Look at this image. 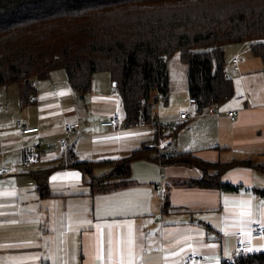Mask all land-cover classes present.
<instances>
[{"label":"crops","instance_id":"0c3cea01","mask_svg":"<svg viewBox=\"0 0 264 264\" xmlns=\"http://www.w3.org/2000/svg\"><path fill=\"white\" fill-rule=\"evenodd\" d=\"M224 56L234 96L213 106V114L192 105L191 119L172 135L169 148L210 164L252 166L225 172L210 167L209 176L237 187L221 190L200 185L202 168L165 165L163 200L154 194L162 176L154 151L131 162L126 182L94 181L112 171L109 161L149 149L156 138L152 126L130 129L123 122L113 131L101 125L122 109L109 73L96 74L85 96L73 90L63 70L32 80L37 87L31 85L28 98L25 84L1 86V163L17 174L0 177V264H183L192 252L204 256L205 264H223L235 256L236 234L251 240V226L264 224V57L251 42L226 45ZM168 71L170 93L167 103H156L157 122L177 119L190 98L179 54L169 59ZM32 93L34 103L28 100ZM231 110L238 111L234 121L226 114ZM19 118L40 133L22 135ZM68 121H78L80 135L64 153L57 140ZM40 141L46 143L40 163L24 170V147ZM83 161L94 163L91 173L75 164ZM48 169L43 196L35 175ZM253 246L255 254L263 253L264 238Z\"/></svg>","mask_w":264,"mask_h":264},{"label":"trees","instance_id":"16d2710c","mask_svg":"<svg viewBox=\"0 0 264 264\" xmlns=\"http://www.w3.org/2000/svg\"><path fill=\"white\" fill-rule=\"evenodd\" d=\"M243 42L264 57V0H0V87L25 84L28 98L32 80L63 70L73 90L85 96L95 75L107 72L129 124L149 104L167 103L168 61L179 54L187 66L189 97L201 111L234 96L224 47ZM152 151L164 165L202 168L206 177L200 185L221 190L237 187L209 176L210 167L225 172L252 166L248 161L210 164L190 153L159 156L149 148L109 161L112 171L94 181L126 182L131 162ZM75 164L90 173L94 168L88 161ZM50 172L35 175L43 196ZM232 264H264V252L237 257Z\"/></svg>","mask_w":264,"mask_h":264},{"label":"built area","instance_id":"2783aa9c","mask_svg":"<svg viewBox=\"0 0 264 264\" xmlns=\"http://www.w3.org/2000/svg\"><path fill=\"white\" fill-rule=\"evenodd\" d=\"M236 62H239V59H235ZM239 66H235V69H238ZM33 88L37 87V82L31 83ZM29 102L34 103L37 100V95L32 93L29 96ZM197 106V100L194 97H190L188 101V105L182 106L179 109L178 118L172 119L163 122H157L154 118V112L157 109V104L152 103L147 106L146 113L151 115V119H147V114L142 112L139 114L136 121L132 123H125V127L133 129V128H144L148 126H152L154 133L156 134V138L153 139L147 146L156 151V154L159 156L175 154L170 148V144L172 142V133L176 132L179 126L190 120L192 117L191 106ZM208 112L210 114L214 113V108L210 107ZM226 114L230 117L232 121H234L238 116V111L231 110L226 112ZM124 121V115L122 109H117L110 115L108 118H105L101 125L103 127H107L113 131H116L119 128V125ZM17 126L20 128V132L22 135H30V134H39L40 127H30L27 126L23 120V118H19L17 121ZM80 124L78 121H68L64 124V135L57 140L60 145L62 151L67 153L70 149L71 142L74 138L80 135ZM46 144L41 141L37 144L29 145L24 147L23 149V168L24 170H31L34 166L38 165L41 160V147ZM2 156L0 154V177L12 176L17 174V170L13 166L4 165L1 163ZM160 166H162V176L155 185L154 194L155 196L163 200L167 196V189L163 183L164 177V164L161 160L158 161ZM67 160L65 164H67ZM251 240L246 239L245 234L243 232H238L236 234L237 243H236V255L229 258L227 262L230 264L234 263L235 259L240 256L252 255L254 254V240H260L264 238V224L257 222L251 226L250 230ZM207 262L206 258L196 252L190 253L183 264H205Z\"/></svg>","mask_w":264,"mask_h":264},{"label":"snow or ice","instance_id":"6c2138e0","mask_svg":"<svg viewBox=\"0 0 264 264\" xmlns=\"http://www.w3.org/2000/svg\"><path fill=\"white\" fill-rule=\"evenodd\" d=\"M71 175L76 176L77 174H71ZM52 179L55 180V179H57V177L54 176V177H52Z\"/></svg>","mask_w":264,"mask_h":264},{"label":"rangeland","instance_id":"374dc122","mask_svg":"<svg viewBox=\"0 0 264 264\" xmlns=\"http://www.w3.org/2000/svg\"><path fill=\"white\" fill-rule=\"evenodd\" d=\"M122 109H123V106H122ZM174 133H175V132H174ZM174 133H172V135H173Z\"/></svg>","mask_w":264,"mask_h":264},{"label":"water","instance_id":"95a60500","mask_svg":"<svg viewBox=\"0 0 264 264\" xmlns=\"http://www.w3.org/2000/svg\"><path fill=\"white\" fill-rule=\"evenodd\" d=\"M114 86H116V83H114Z\"/></svg>","mask_w":264,"mask_h":264}]
</instances>
